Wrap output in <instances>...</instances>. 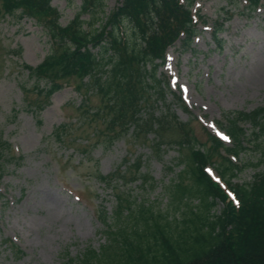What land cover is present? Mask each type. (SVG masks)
Masks as SVG:
<instances>
[{
    "label": "rangeland",
    "instance_id": "374dc122",
    "mask_svg": "<svg viewBox=\"0 0 264 264\" xmlns=\"http://www.w3.org/2000/svg\"><path fill=\"white\" fill-rule=\"evenodd\" d=\"M82 5L83 0L52 1L63 28ZM119 6V0H106L96 24L84 15L92 23L88 32L105 24ZM197 11L210 25L191 51L178 43L168 50L165 64L154 63L162 97L151 92L141 107V120L169 111L161 132L168 146L159 157L157 148L152 156L155 131L139 138L130 131L112 143L116 135L106 100L92 91L88 78L68 79L48 96L49 83H36L27 67L39 66L51 54L50 37L34 19L4 16L0 3V264H80L87 248L99 251L106 244L95 213L105 208L113 214L116 194L169 209L164 185L176 178L181 158L180 148L171 143L192 136L198 150L209 148L208 134L224 136L217 124L226 114L264 105V9L248 16L242 2L236 7L226 0H199L192 8ZM213 25H223L222 47L214 42ZM123 29L131 36L130 24ZM140 167L156 180L155 191L137 180ZM119 172L125 176L112 183L119 188L116 193L97 179ZM208 173L216 177L211 169ZM254 175L247 169L235 182L250 183Z\"/></svg>",
    "mask_w": 264,
    "mask_h": 264
},
{
    "label": "trees",
    "instance_id": "16d2710c",
    "mask_svg": "<svg viewBox=\"0 0 264 264\" xmlns=\"http://www.w3.org/2000/svg\"><path fill=\"white\" fill-rule=\"evenodd\" d=\"M197 1L119 0L120 6L106 23L91 32L87 26L92 23L83 16L98 23L106 0H83L81 11L66 28L60 25L52 0L0 3L4 16L34 19L50 37L51 54L39 66L27 67L36 83H49L48 96L60 91L68 79L88 78L92 91L106 100L110 129L116 135L112 143L130 131L133 138L155 131L152 156L157 148L161 157L168 146L161 132L167 127L169 111L161 118L152 116L154 120H141L139 115L151 92L162 97L154 63H164L168 49L177 43L191 51L201 27L209 25L200 13H192ZM226 1L236 7L244 2L248 16L264 8V0ZM126 22L131 36L124 32ZM213 26L214 42L222 47L223 25ZM218 124L229 146L211 134L210 147L204 150L197 149L199 142L192 136L171 143L180 148L181 158L176 178L164 185L169 209L149 199L121 200L116 194L113 214L105 208L95 213L108 239L99 251L87 248L80 264H264V105L250 113L226 114ZM251 154L258 158L246 161ZM136 164L139 167L141 161ZM208 166L215 168L224 188L207 174ZM247 169L255 171L253 181L235 182ZM168 170L173 172L174 167ZM137 174L144 189L155 191L156 180L149 173H142L140 167ZM124 176L119 172L97 179L116 193L119 188L111 185Z\"/></svg>",
    "mask_w": 264,
    "mask_h": 264
}]
</instances>
